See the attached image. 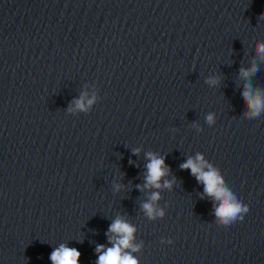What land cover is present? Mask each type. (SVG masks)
<instances>
[{
	"label": "water",
	"instance_id": "95a60500",
	"mask_svg": "<svg viewBox=\"0 0 264 264\" xmlns=\"http://www.w3.org/2000/svg\"><path fill=\"white\" fill-rule=\"evenodd\" d=\"M262 13L264 0H0V264H52L61 245L97 264L117 219L137 264H264V109L249 117L240 95L264 98ZM149 154L160 188L145 187ZM197 156L246 212L213 214L181 168Z\"/></svg>",
	"mask_w": 264,
	"mask_h": 264
},
{
	"label": "clouds",
	"instance_id": "9594fccd",
	"mask_svg": "<svg viewBox=\"0 0 264 264\" xmlns=\"http://www.w3.org/2000/svg\"><path fill=\"white\" fill-rule=\"evenodd\" d=\"M264 18V13L261 14ZM257 51L264 53V45H258ZM256 68L253 66L249 70H241L240 74L242 76H247L250 73H255ZM209 83L214 84L215 81H210ZM247 88V85H245ZM242 100L245 102L249 112L246 113L249 117L258 116L262 109H264V98L259 95V90L255 96L250 95L248 91H242L240 93ZM91 103V101H89ZM78 107L82 105L78 103ZM211 116L208 120L211 121ZM150 162L147 164V176L145 187L152 186L154 188H160V179L166 175V169L164 167V161L162 159H157L152 154L148 156ZM197 162H193L189 159L186 163L181 165L182 169H188L191 174L196 177L198 182L203 183L204 192L208 196L212 197L218 203L213 207V214L218 217L221 222L228 223L229 221L235 219L238 214L246 212V208H242L238 203L233 201L232 196L221 186L222 181L215 171L209 169V171H203V164L201 163L202 157L197 156ZM165 187L170 185L165 182ZM158 199V194L153 193L152 200ZM144 210L149 216L153 213V208L151 204H144ZM109 232L116 236L115 241L111 238L109 242L113 244L111 248L106 251L103 250V246H98L96 249L97 253L100 254L97 260V264H137V261L127 252L125 249L131 248L132 245L130 241L132 240V234L134 229L123 222L120 219L115 220L109 228ZM136 249L133 248V251ZM80 253L74 248H67L61 245L58 249L54 250L50 256L52 264H78V258Z\"/></svg>",
	"mask_w": 264,
	"mask_h": 264
}]
</instances>
